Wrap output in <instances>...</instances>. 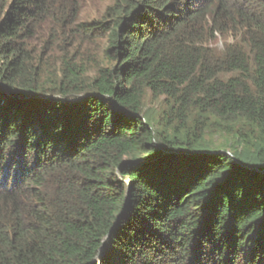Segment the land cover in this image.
<instances>
[{
	"label": "trees",
	"instance_id": "1",
	"mask_svg": "<svg viewBox=\"0 0 264 264\" xmlns=\"http://www.w3.org/2000/svg\"><path fill=\"white\" fill-rule=\"evenodd\" d=\"M77 4L0 0V264H264V0H113L103 66L46 73Z\"/></svg>",
	"mask_w": 264,
	"mask_h": 264
},
{
	"label": "rangeland",
	"instance_id": "2",
	"mask_svg": "<svg viewBox=\"0 0 264 264\" xmlns=\"http://www.w3.org/2000/svg\"><path fill=\"white\" fill-rule=\"evenodd\" d=\"M78 15L75 19L67 16L66 26H59L58 23H50V20L40 24L33 33V36L27 41L35 53V59H41L46 73L53 74L56 72L57 66L63 56L68 59H74L78 63H82L83 69L87 77H92L98 67L103 66V53L108 47L109 35L107 33H99L95 37L83 36L76 32V28L80 24H88L91 22H102L107 26H112V19L106 17V10L109 8L113 0H76ZM75 20L74 24L70 22ZM64 24V23H63ZM65 25V24H64ZM71 30V31H70ZM75 31V32H74ZM212 48L220 51L222 48V40L216 35L215 40L211 43ZM75 61H73L75 63ZM161 100L145 96L143 114L152 121L158 119L160 112ZM212 134V133H211ZM218 147L225 143V138L217 133L206 138Z\"/></svg>",
	"mask_w": 264,
	"mask_h": 264
}]
</instances>
